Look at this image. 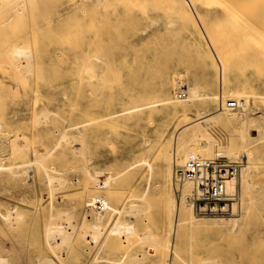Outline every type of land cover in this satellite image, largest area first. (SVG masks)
Segmentation results:
<instances>
[{"label": "rangeland", "instance_id": "374dc122", "mask_svg": "<svg viewBox=\"0 0 264 264\" xmlns=\"http://www.w3.org/2000/svg\"><path fill=\"white\" fill-rule=\"evenodd\" d=\"M236 2H241V9L237 6L241 17L227 12ZM12 19L0 32V49L7 50L22 39L35 49L40 46L45 59L34 71L21 74L0 61V260L4 262L0 264L42 260L44 264H90L94 258L96 264H115L121 245L127 247L147 233L164 244L170 232L169 201L180 200L173 171L180 165L177 159L185 141L177 131L189 133L193 127L186 124L209 114L214 120L202 126L210 141L201 134L191 137L196 144L209 143L217 153L233 143L238 149L247 144L248 152L240 150L229 162L258 163L251 176L253 189L243 200L236 193L240 202L233 213L199 218L193 211L203 225L183 233L180 241L173 234L168 239L171 245H179L187 264L211 259L220 264H264V0H72L69 5L66 0H35L30 11L22 10L17 20ZM164 86L167 93H161ZM192 87L211 98L221 91L227 96L250 94L248 113L257 123L242 127L238 120L228 121L218 101L188 102ZM185 96V101H179ZM169 98L176 103L165 102ZM41 109L48 110L47 118L38 117ZM49 120L65 126L84 122L82 132H72L78 146L64 165L74 187L64 189L54 182V205L68 212L63 216L66 221L60 219L71 236L63 246L46 237L47 216L56 209L47 207L50 192L40 165H33L31 178L27 175L22 183L24 193L17 198L24 201L21 208L26 212L47 208L20 232L10 231L1 218L7 203L4 166L10 140L22 137L27 154L35 146L42 149L46 134L36 131ZM50 138L51 143H59L56 130ZM164 150L170 154L162 155ZM217 159L223 158L206 161ZM100 168V183L112 177L109 202L122 215L108 223L110 211L105 212V230L90 252L86 244L92 235L82 233L79 225L99 207L90 206L89 195L76 185L85 179L86 170ZM11 184L16 191L19 181L12 179ZM143 193L151 195L148 205L143 202L147 209L131 211L129 207L137 204L133 200ZM221 218L238 219V231L210 226ZM69 219L75 222V233ZM143 243L137 250L152 256V244ZM165 256L149 257L144 264H164Z\"/></svg>", "mask_w": 264, "mask_h": 264}, {"label": "bare ground", "instance_id": "6f19581e", "mask_svg": "<svg viewBox=\"0 0 264 264\" xmlns=\"http://www.w3.org/2000/svg\"><path fill=\"white\" fill-rule=\"evenodd\" d=\"M71 1L72 0H66L67 5H69V2ZM78 1H82V0H78ZM91 1L93 0H89V2ZM226 2L224 1L225 5H226ZM34 3H35V0H0V26H1L0 32H2L5 29L10 19L13 18L17 20L18 17L21 16L22 10L26 9L27 11H30V7ZM240 4L239 2H236V7L239 6ZM230 6L231 7L228 6L227 12H229L232 16H235V14H237L238 17H241V15H239L238 13L240 11L238 7L237 9L236 7L234 8L233 4H231ZM237 16L236 18H238ZM44 59H45L44 52L42 51L40 46L39 48L37 47L35 49V46H33V43L32 44H30L29 42L24 43L22 39L20 41L14 42L10 46V48L7 50L0 49V61L6 62L8 64V68L13 69L18 74H21L24 71L26 73L34 71L38 65V62L39 61L43 62ZM167 92H168V87L164 86L161 89V93H167ZM178 95L180 98L183 96L182 94H178ZM175 97L178 99L177 96ZM250 98H252V96L248 93L233 92L232 96H227V95H224L223 91H221V93L218 96L213 95L211 98L207 95H204V96L200 95L198 93L197 88L192 87L191 89H189V97L187 101L188 102H198L200 100L206 101L207 99H209L208 103H212V104L218 101V105L222 107L221 111H225L223 113L227 115L226 117L228 121L238 120L241 122L242 127H244V126H252L257 123V121L248 113V101L247 100ZM185 100H186V96H185V99L179 100V101H185ZM165 102L169 103L170 105H174L176 103L175 101H173V98L166 99ZM231 102H238L240 104V107L238 109L229 108V103ZM182 107L185 110L186 106L183 105ZM47 111H48L47 109H41L40 112L42 113L38 117L44 116L43 118H47L49 116ZM116 113L110 114L109 116H114L116 115ZM229 115H231V117ZM211 120H214L211 114L206 115V116L198 115L196 120L186 124V126L191 125L193 127L189 133L181 134L182 133L181 130L177 131V132H180L179 133V135H181L180 139L182 141H185V144L181 146L180 154H179L180 157L179 159H177V161L179 160L178 162H180L179 163L180 165H175V167H181L183 166L185 162H187L188 160H193V159H197L205 163H210L213 161H206V160H213L216 157H220L225 160H228L229 162L237 158L240 150H242L243 153L248 152L247 144L242 147V144L244 143L243 140H242L243 142L241 141L242 144L240 145V147L242 148L238 149L236 147L237 145L235 144L236 145L235 146L233 143L232 146L229 145L227 147L220 148L218 150L219 153H217V151H214L212 146L209 143L204 146L202 144L201 145L196 144V139H193L194 136L191 137V135L201 134L202 138H205L207 141H210V135L206 131L203 130L202 124L208 123ZM36 122L39 123L40 118H37ZM45 125L47 126L42 127L41 129H37L36 131L42 135L46 134L44 139L40 142L42 149H38L37 146H35L33 151L30 154H27L24 151L26 147V144H25L26 142L22 137L16 136L12 140H10L9 150L6 151L7 157H8V163L4 166L5 179H6L5 182H6V190H7V195H6L7 203L5 205L6 210L3 213V217L1 218H3L6 226L8 227L10 231L15 230L17 232H20L23 229H25L24 227L27 226L28 224L27 222L29 219H35V217L37 216L35 214H39L41 211H44V209H46L47 207L50 208L53 206L54 209L56 210H55V213L53 212L47 216V223L45 226L46 237H48L49 242L50 240L56 241V245L63 246L65 244H69L71 236L69 237V234H68L69 231L67 232V230H65L62 227L60 223V219L63 220V216H65L68 212H66L65 214L62 212L63 208H61L60 210L56 208L54 205V196H55L54 195V188H55L54 182H57L58 185L59 184L63 185L64 189H70L74 187V184H70L69 182V177H68L69 175L66 172H64V171L69 170V169L64 168V165H65V160L67 159L68 155L70 154L71 156L75 155V151L77 150V146H78V140L73 138L72 132L74 131L82 132L84 130V127H83L84 122H78L71 126H68V125L65 126V125H56L55 120H49ZM55 130H56V133L59 134L60 139L58 140L59 143L54 144V143H51L52 137L50 138V135H54ZM241 138L245 139V137L243 136ZM62 142H64L65 144L64 146L63 145L61 146ZM56 154L58 156L54 157V155ZM161 154L169 155L170 151L164 150L161 152ZM34 164L40 165L43 169L42 170L43 176H44L43 182H45V184L49 186L50 193L48 194L50 195V201L47 204V207H44V209L43 208L42 209L41 208L30 209L29 211L26 212L21 208V203H23L24 201L18 200L19 198L17 197H20L24 193V185L22 183L26 181L24 178H28L27 175L31 178L30 175L33 174ZM257 166H258L257 162L253 160H251V162L248 161V163L245 164V171L241 172L240 177L237 180H232L228 183V193L230 195H233L234 193L238 194V192H240V195L242 194L241 195L242 200L246 198L247 196H250L251 191L253 189L251 176L253 173V169ZM42 172L41 174L38 175L39 177L42 175ZM63 173H66V174L62 175ZM102 174H103V170L101 168L95 169V170L88 169L86 170L85 179L80 181L76 185L77 187H80L82 192L87 193L89 195L88 204L89 203L92 204V205L89 204L90 206L97 205L99 207L98 213L95 214V212L94 213L92 212L90 213V216L88 217L86 215V217L83 218L82 222L79 225L80 227L79 230L80 231L82 230V233L84 232L85 234L87 232L92 235V239L90 238L91 243L86 241L87 250L90 252L91 250H93V248L95 249L97 247V242H98L97 237L99 234H101L105 230L106 226L103 224V216L105 212L108 210L110 211L109 217H108V223L116 215H122V211L118 208L112 207L109 202L108 195L113 190L112 177L108 182H106L105 184H102L98 180L99 176H101ZM12 179H17L19 181L16 191L14 190L15 188H13V185L11 184ZM92 185L95 187L94 190H92L93 189ZM180 190H182V192H180L179 194L180 200H177L176 204L173 202L172 199L169 201L168 212L170 214V232L168 233L166 242L163 244L160 242V238L158 236L151 237L149 233H147L144 235V238L142 240L132 242L127 247H123V245H121L122 247L120 249L119 254L113 260L115 264H144L149 257L154 256V258L156 257V259H159L162 255H166L164 264H187L186 260L183 257V254L179 250V245L178 244L171 245V241L168 238L172 236L173 234L174 240L180 241L183 233L192 231V229L196 227L197 225L199 226L203 224L199 222V220H196L197 218L193 216V206H192V197L194 193L193 185L191 183H185L180 188ZM150 196H151L150 193H143L142 195L137 196L136 200H133L137 202V204L131 205L129 209L135 212L139 210L145 211L147 209L148 201H150ZM130 199H132V197ZM254 201L255 200L252 198L251 202H254ZM143 202H146L147 205H143ZM237 207H239V205L237 203H234L232 205V211L234 212ZM26 215L28 216L27 219L25 218ZM216 216H219V215H216ZM88 218H91L92 220L93 219L94 220L91 221V220H88ZM67 219L65 217L63 221H66ZM74 224L75 222L72 221V219H69V225L72 228V231L75 233L76 229H75ZM238 225H239L238 219L221 218L219 220H216L215 222H212L210 226L216 230L219 228L221 229V228H225V227L227 228L231 226L233 231H238ZM171 229H172V232H171ZM80 231L78 234H80V236H82V238L85 239L84 234L80 233ZM88 235L89 234H87V236ZM147 240H148V243L152 244L150 246L154 250V254L153 255L150 254L152 256H149V254L147 255V252H145L144 254H141L140 250H137V246L142 244V241L146 243ZM147 247H149V245ZM57 255H59V253ZM96 260L97 259L95 258L92 259L90 264H96ZM3 261H6V260L4 259ZM38 262L36 263L38 264ZM40 262H42L41 264H44L43 260ZM51 262L52 261H50L49 263ZM203 263H206V262L203 261ZM206 264H220V261L218 259H214V260L211 259L207 261Z\"/></svg>", "mask_w": 264, "mask_h": 264}, {"label": "built area", "instance_id": "2783aa9c", "mask_svg": "<svg viewBox=\"0 0 264 264\" xmlns=\"http://www.w3.org/2000/svg\"><path fill=\"white\" fill-rule=\"evenodd\" d=\"M239 107L238 102L229 103L231 109ZM243 167V162L231 163L225 159L210 163L188 160L183 166L174 168V187L179 195L185 183L193 185L192 206L194 214L199 218L233 213L232 205L238 204V196L236 193H228V183L240 177Z\"/></svg>", "mask_w": 264, "mask_h": 264}]
</instances>
